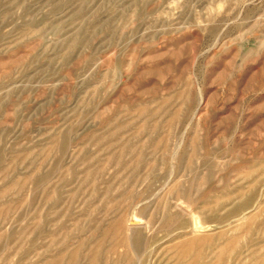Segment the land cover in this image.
Here are the masks:
<instances>
[{"label": "rangeland", "instance_id": "1", "mask_svg": "<svg viewBox=\"0 0 264 264\" xmlns=\"http://www.w3.org/2000/svg\"><path fill=\"white\" fill-rule=\"evenodd\" d=\"M0 264H264V0H0Z\"/></svg>", "mask_w": 264, "mask_h": 264}, {"label": "bare ground", "instance_id": "2", "mask_svg": "<svg viewBox=\"0 0 264 264\" xmlns=\"http://www.w3.org/2000/svg\"><path fill=\"white\" fill-rule=\"evenodd\" d=\"M260 192H261V191H260ZM180 202H181V201H180ZM189 213H190V212H189ZM190 216H191V215H190ZM191 217H192V216H191ZM192 219H194V222H195V223H194V224H195L194 226H195V227H196V226H199V228L202 227L203 224L201 223V221H200V219H199L198 217L193 216ZM134 221L137 222L138 220L133 219V222H134ZM192 225H193V224H192ZM192 230H193V229H192ZM192 230H191V231H192ZM192 232H193V231H192Z\"/></svg>", "mask_w": 264, "mask_h": 264}]
</instances>
